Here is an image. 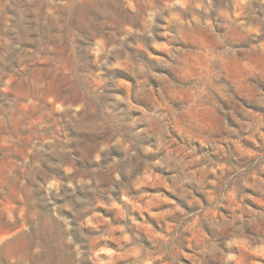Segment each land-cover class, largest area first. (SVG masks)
Here are the masks:
<instances>
[{"label": "clouds", "instance_id": "clouds-1", "mask_svg": "<svg viewBox=\"0 0 264 264\" xmlns=\"http://www.w3.org/2000/svg\"><path fill=\"white\" fill-rule=\"evenodd\" d=\"M24 20L59 47L0 35L19 65L0 69V264H264V0H41Z\"/></svg>", "mask_w": 264, "mask_h": 264}, {"label": "rangeland", "instance_id": "rangeland-1", "mask_svg": "<svg viewBox=\"0 0 264 264\" xmlns=\"http://www.w3.org/2000/svg\"><path fill=\"white\" fill-rule=\"evenodd\" d=\"M5 3H7L10 6L5 7L4 6ZM40 3L41 0H0V35L8 36L13 41V43H20L21 48L24 49L22 55L31 54L33 50H41L40 55L42 57H45L51 55V53L49 52V48L58 49L59 47L55 39H49V35L47 31L43 27L41 28L42 35L39 45L28 43L18 38L22 36L21 28L22 25L25 23L24 20L25 10L28 8H35ZM40 11L42 13L43 9L41 8ZM77 23L79 22L77 21ZM5 29H9V30L5 31ZM11 29H16L17 31L14 33L11 31ZM52 31H55V29H52ZM2 51L3 50L0 49V53H2ZM5 59L9 60V64L5 65L2 62H0V69L11 72L13 68L19 67L16 61L11 60V56L6 57ZM48 66L49 65L47 61L42 59L38 61L34 66H30V67H34L37 72H43ZM17 91H20V89H18ZM0 95H3L5 96V98L10 99L15 95V93L9 92L7 94H0ZM70 147H75V146L71 145ZM205 231L209 232V235L212 237V239L215 240L221 247L223 246V240H224L223 235L216 233L208 229L207 227L205 228ZM216 256L217 254L215 252L204 255L203 256L204 264H220L219 259H217ZM188 264H191V262H188Z\"/></svg>", "mask_w": 264, "mask_h": 264}]
</instances>
